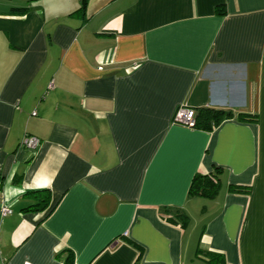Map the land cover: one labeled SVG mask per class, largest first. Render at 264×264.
Returning <instances> with one entry per match:
<instances>
[{
	"label": "crops",
	"instance_id": "1",
	"mask_svg": "<svg viewBox=\"0 0 264 264\" xmlns=\"http://www.w3.org/2000/svg\"><path fill=\"white\" fill-rule=\"evenodd\" d=\"M85 1L0 0V264H264V0ZM180 106L234 115L205 131Z\"/></svg>",
	"mask_w": 264,
	"mask_h": 264
},
{
	"label": "trees",
	"instance_id": "2",
	"mask_svg": "<svg viewBox=\"0 0 264 264\" xmlns=\"http://www.w3.org/2000/svg\"><path fill=\"white\" fill-rule=\"evenodd\" d=\"M85 0H82L79 10H83L85 7ZM27 6H15L11 8V11L14 13L22 14L28 11ZM215 12L218 14L224 13V6H216ZM194 115V126L195 129H201L205 131L212 130L214 127L219 125L223 120L231 118L234 114L229 109L222 108H213V107H202L195 109ZM236 118L242 121H257V117L255 114L249 115L246 113H238L236 114ZM220 170L215 168L211 173L208 174H200L196 173L192 176L190 185L188 188V197H205V198H213L217 195L221 187L220 180ZM227 190L229 192L234 193H242L248 194L250 193L249 186L242 185H233L228 184ZM30 195L35 194L38 198V201L28 206L25 210H33V211H42L48 207L50 194L48 190H37L28 192ZM39 195V196H38ZM53 210V207L48 210L50 213ZM160 214L162 217L170 222V223H180L181 226H184L188 222V216L186 213L179 207L173 206H162L160 207ZM47 213V214H48ZM197 252H201L200 249H197ZM208 253V252H205ZM204 253V254H205ZM213 259H208L207 263L211 264ZM61 264H74L73 263V255L72 252L67 253L66 257L63 259ZM134 264H141L136 261Z\"/></svg>",
	"mask_w": 264,
	"mask_h": 264
},
{
	"label": "built area",
	"instance_id": "3",
	"mask_svg": "<svg viewBox=\"0 0 264 264\" xmlns=\"http://www.w3.org/2000/svg\"><path fill=\"white\" fill-rule=\"evenodd\" d=\"M194 115H195V111L193 108L180 106L177 108V110L174 113L173 121L175 123H180L186 127L193 128ZM39 141L40 140L38 139V137L30 134H25L20 141V146L31 150H35L39 144ZM10 212H11L10 209L6 205L4 204L0 205V217H4ZM124 234H126V232ZM25 264H29V263H25Z\"/></svg>",
	"mask_w": 264,
	"mask_h": 264
},
{
	"label": "rangeland",
	"instance_id": "4",
	"mask_svg": "<svg viewBox=\"0 0 264 264\" xmlns=\"http://www.w3.org/2000/svg\"><path fill=\"white\" fill-rule=\"evenodd\" d=\"M200 209V208H199ZM201 215V214H200ZM193 218V217H192ZM202 218V217H201ZM201 218H197L196 219V222H195V225L199 222L200 223V220H201ZM192 223H194V222H192Z\"/></svg>",
	"mask_w": 264,
	"mask_h": 264
}]
</instances>
